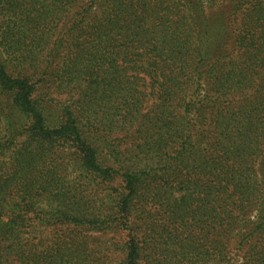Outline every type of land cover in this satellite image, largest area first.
Returning <instances> with one entry per match:
<instances>
[{"label": "trees", "instance_id": "16d2710c", "mask_svg": "<svg viewBox=\"0 0 264 264\" xmlns=\"http://www.w3.org/2000/svg\"><path fill=\"white\" fill-rule=\"evenodd\" d=\"M0 14V264H264V0Z\"/></svg>", "mask_w": 264, "mask_h": 264}, {"label": "rangeland", "instance_id": "374dc122", "mask_svg": "<svg viewBox=\"0 0 264 264\" xmlns=\"http://www.w3.org/2000/svg\"><path fill=\"white\" fill-rule=\"evenodd\" d=\"M6 12V11H5ZM5 12H4V14H5ZM2 21H3V16L0 14V29H2ZM47 25V26H46ZM32 30H34L33 28H32ZM55 30H56V21H53V19H52V17H49L48 19H47V21H45L44 23L42 22L39 26H38V28H37V32H41V33H43L44 34V31H45V33L47 34V35H49L50 36V38L49 39H54V34H55ZM42 49L40 48V50L39 51H41ZM38 52V51H37ZM46 52H47V50H46ZM41 56H46V53H43V51H42V54H39L38 55V57H41ZM64 56V54L62 53V54H60L57 58H56V60H59V59H61L62 57ZM54 68H55V66H54ZM51 66L49 67V69L47 70V72H48V75H51ZM59 79H55V78H53V98L55 99V102L56 103H58V102H60V104H63L64 102H66L67 100H68V98H69V96H70V94H71V92H73V91H69V90H67V91H65V92H62L61 91V88L62 87H60V86H57L56 85V82L58 81ZM60 81V80H59ZM58 81V82H59ZM104 112V113H103ZM109 112L103 107L100 111H97L96 110V115L98 116V120H102L103 119V117H105L107 114H108ZM118 136H121V133L118 135ZM116 186V185H115ZM103 190H104V192L103 193H99V197H98V199H103V198H105V197H107V195H108V193L110 192V189H106V187L105 188H103ZM101 192V191H100ZM108 192V193H107ZM105 201L107 202L108 201V198H105ZM205 264H210V263H205ZM233 264H236V259L234 260V262H233Z\"/></svg>", "mask_w": 264, "mask_h": 264}]
</instances>
